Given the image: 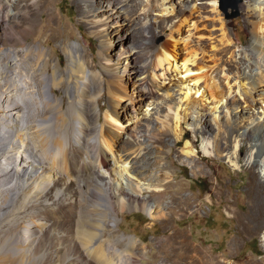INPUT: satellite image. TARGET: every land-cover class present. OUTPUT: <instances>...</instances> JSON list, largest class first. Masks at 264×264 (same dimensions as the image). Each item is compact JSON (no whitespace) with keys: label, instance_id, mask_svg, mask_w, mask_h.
<instances>
[{"label":"bare ground","instance_id":"bare-ground-1","mask_svg":"<svg viewBox=\"0 0 264 264\" xmlns=\"http://www.w3.org/2000/svg\"><path fill=\"white\" fill-rule=\"evenodd\" d=\"M26 1L0 0V72L4 70L0 77V116H3L1 117L3 119L9 117L7 121L3 120L0 123L10 127L8 136L5 133L2 139L0 131V153L4 151H9V154L16 153V157L12 155L13 158H5L9 163H6L9 166L5 170L6 173L3 174L0 169V177L4 180L2 182L0 180V236H10L0 241V262L25 264V257L28 255L31 256L34 264H43L48 256H51L50 259L53 260L58 259L59 256H66L67 246L61 244L58 236H67L70 232H75L76 230L73 229L75 223L80 224V226L76 225L79 227L78 233L85 235V231L89 229V227L86 228L89 225L85 223L95 222L96 227L99 226V232L93 230L96 236L94 233H91L92 236L85 235V245H83L86 258L71 259L67 256L61 263L87 264L88 260H91L96 242L101 239V229L105 227L106 217L111 218L110 212L118 213L119 210L129 209L147 211L151 215L160 213L164 208L157 210L152 205V201L154 200L160 207L168 198L163 195L168 190L172 192L168 203L170 208L178 207L181 211L191 209L195 204V199L180 193L175 188L172 189L175 180L167 183V188L164 190H153L148 198L142 197L143 189L141 190L142 187L140 188L139 184L132 186L133 192L125 189L118 191L113 188L114 178L109 172L111 164L107 151L113 154L116 164L117 161L123 165L132 163L131 169L142 175L143 170L139 169L148 161V156L153 151L150 149L142 152L141 142L139 143L136 138L125 140L121 135L122 128L119 124L121 113L117 109V103L120 102V98L128 97L130 101L134 98L128 92L123 91L121 77L113 67H108V73H106L108 78L104 75L96 76L82 61L79 45L69 46L65 41V46H68L69 50L67 66L63 72H60L57 66L51 71L50 56L40 46L28 47L24 51L7 48L9 44L16 45L19 39L26 41L30 38V30L15 23L19 19L18 13H10L11 7L15 11L22 2ZM80 1L82 16L86 19L93 18L91 20L93 33L102 37L104 48H109V40L105 38L101 25L98 24L102 20L97 14L101 13L106 17L103 25L107 27L110 20L119 23L125 19L120 11L129 4L124 5L122 0ZM205 1L157 0L153 9L157 12L158 18H153L152 21L155 23L165 21V28L169 31L171 38L181 31L187 34L176 39L175 43L167 46L165 44V47L158 50L151 69H148V65L135 66L131 63L124 66L122 74L127 73L128 69L139 74L138 90L140 93L138 92V96L142 102L149 99L146 116L151 114L148 106H153L158 115L160 109L166 111L164 120L158 118L163 122V129L157 133H150L153 143L160 145L159 147L164 140L163 136L169 132L174 134L177 145L182 144V139L188 136L185 129L187 119L199 109L198 104L207 100V96L216 105L215 108L219 104L216 99L222 102V107L226 109L233 105L237 106L238 110L239 107L243 108L245 113L241 109L242 118H239L241 125L234 124L233 126H228V123L221 124L219 115L211 110V116L209 115L212 118L211 121L220 131L212 136L204 117L203 127H194L197 139L188 140L182 153L188 157L194 156V148L199 137L202 139V151L205 154L224 155L236 166L241 162V153L246 152L247 158L245 159L251 171L249 191L255 199L248 212L252 219L257 218L264 224V124L259 122V125H256L258 129L251 127L258 119L262 120L259 116L255 117L257 114L254 113L255 110L262 109L264 115V24L261 25L264 22V1L255 0L254 4H249L252 15L257 14L260 17L256 33L257 43L244 48L240 61L233 51L230 21L220 20L221 37L202 34L203 31L214 33L208 19L204 16ZM210 1L216 3L217 0ZM36 4L46 7L43 0H37ZM105 5L109 8L107 11L97 12ZM147 18L148 12L144 10V13L137 17L136 24L140 25ZM246 24L248 27L251 25L248 20ZM142 39L143 37L141 39L137 37L135 41L140 42ZM46 41H49V38ZM205 41H218V44L210 46L212 51H206L203 46ZM118 44L122 50L131 48L125 41L120 40ZM181 44L183 45L182 58ZM128 53H132L131 59L133 60V51ZM128 53L124 52L122 58L131 56ZM255 54L258 56L256 57ZM227 56L229 58L225 59ZM105 61L110 63L107 58ZM2 65L4 67L1 68ZM256 69L260 73L258 78ZM180 73L188 78L176 84V87H179L178 91L184 96H180L176 102H173L174 99L171 98L169 103H163L165 96L172 97L171 89H167L164 85L165 81L171 80ZM47 74L49 77L46 76ZM4 82L9 85L8 87H14L19 91L21 102L23 101L20 104L16 99L11 98L7 112L2 109L1 105L3 98L1 89L5 85ZM57 90H62L65 95L53 98L50 91L57 93ZM160 90H164L162 96L159 95ZM105 95L111 99L108 106L101 104ZM20 110H23L22 125L30 128L31 124L36 122L34 127L39 131L40 140L25 131L15 135L10 134L15 129L19 130L16 116ZM101 111H105V122L100 115ZM247 117L249 120L244 122ZM102 122L108 127L100 128L99 125ZM241 128L246 130V134L240 131ZM259 128L262 129V132L260 131L262 135L259 134ZM135 131L137 133L146 132L143 127H137ZM119 149L121 153L117 160L115 155L119 153ZM37 153H41L42 159ZM1 156L0 154V162ZM13 160L14 165H12ZM200 160L203 161L204 158L200 157ZM15 166L20 169L17 173H14ZM97 169L102 171V174L97 173ZM123 171L129 172L125 166ZM38 175L40 176L36 179ZM164 175L168 177V174ZM174 177L173 175V179ZM31 179H35L32 184L22 186L23 182L28 183ZM19 180H21L20 185L16 184ZM217 180L219 181V177ZM28 186L30 188L24 191ZM48 188L46 192L44 189ZM95 193H98L99 197H95L96 200L93 201ZM89 205L93 207L95 213H89L93 210H89ZM79 206L81 211L77 220L78 215H75V210ZM174 210L171 209L166 214L161 213L158 217L162 220L165 218L164 220L168 222L166 229L171 217L179 213V210L178 212ZM65 220H68L70 224L66 225ZM27 221L32 225L29 224L26 235H23L21 226L23 227ZM83 238L81 237L82 241ZM115 238V244L126 243V250H131L129 251L131 263L122 262L121 264H147L143 260L151 259L149 254L152 252L149 251V247L140 245L136 237L116 236ZM23 241L27 244L22 245ZM158 241L161 246L154 256L163 257V264H236L228 262V257H224L222 253L208 252L200 245L191 243L184 231L175 230L159 238ZM237 243V240H233L234 245ZM179 250H184V252L179 254L177 252ZM174 258L177 261H174ZM103 264H111V262Z\"/></svg>","mask_w":264,"mask_h":264},{"label":"rangeland","instance_id":"rangeland-1","mask_svg":"<svg viewBox=\"0 0 264 264\" xmlns=\"http://www.w3.org/2000/svg\"><path fill=\"white\" fill-rule=\"evenodd\" d=\"M36 1L37 0H27L26 2H22L20 7L15 11L13 10V7L10 8V13H18L19 19L15 23L30 30V38L26 41L19 39L16 45L9 44L7 48L24 51V49L28 47L40 46L44 48L50 56L51 71L57 66L59 71L63 72L67 66V55L69 50L68 46H65V41H67L69 46L74 44L79 45L82 52V61H84L85 65H87L96 76L104 75L108 78L106 74L108 73V67H113L121 77L120 80L123 82H121V84H123V91L128 92V94L134 98L133 101H130L128 97H124L123 99L120 98V102L117 103V109L121 113L119 120V124L122 128L120 131L121 135L124 136L125 140H134V138H136L139 143L141 142L142 152H147L150 149L153 151L151 155L149 154L148 161L142 164L139 169L140 171L143 170V175L131 169L132 163H129L130 165H123L117 161L116 164L113 154H109V151H107L111 164L109 172L114 178L113 188L115 190L118 189V191L125 189L126 191L133 192L132 186L139 184L140 188L142 187L141 190L143 189L142 197L148 198L153 190H164L167 188V183L175 180L172 189L175 188L180 193L195 199V204L191 209L189 208L188 210L185 209L181 211L178 207L170 208V204L168 203L172 192H170L171 190H168V193L165 192V194H163L168 198L165 199L160 207L154 200L152 201V205L154 208H157V210L160 211L164 208V211L161 210L160 213H154L151 215L147 211L129 209H126V211L119 210L118 213L110 212L112 219L106 217L105 222L107 224L105 223V227L101 229V239H99L95 245L98 247H95V250L90 257L91 260H88L87 264H103L108 261L111 262V264H121L122 262L131 263V250H126V243L121 245L115 244L116 236L136 237L139 240L140 245H147L149 251L152 252L149 254L151 259H144L143 262L147 264H163V257L154 256L161 246L158 239L167 236L175 230L186 232L191 243L198 246L200 245L208 252L213 251L215 253H222L224 257H228V262H234L236 264H264V224L260 222V220L258 221L257 218L252 219L248 212L255 199L252 198L251 192L249 191L251 171L248 167V162L245 159L247 158L246 152L241 153V162L236 166L224 155L205 154L202 151V139L199 137V141L194 148V156L188 157L182 153L188 140L197 139L194 127H203L204 117L205 122H207V125L209 126V133L212 136H215L216 133L220 131L219 129H216L211 121V110H214V112L219 115L221 124L228 123V126H233L234 124L241 125V120L239 118H242L241 109L243 110V108L239 107L238 110L237 106L233 105L229 109H226L222 107V102H219L217 99L216 102L219 104H217L218 107L215 108L216 105L213 104L211 98L207 96V100L198 104L199 107H197L199 109L195 110V113L187 119L185 129L188 136L182 139V144L177 145L175 143L174 134L169 132L163 136L164 140L161 143L163 146L161 145V147H159L160 145L158 146L153 143L150 135L163 129L164 125L162 120H164L166 111L160 109L158 115L157 112L155 113L153 106H148L151 114H147L146 116L149 99H145L144 102L140 101L138 96V92L140 93L138 90L139 74H137V72H131L130 69H128L127 73L122 74L124 66L131 63L135 66L148 65V69H151L155 63L157 51L162 47H165V44L167 46L175 43L176 39H180L181 36L186 35L187 32L181 31L171 38L169 36V31L165 28V21H162L161 23H155L152 21L153 18H158L156 15L157 12L153 9L157 0H122L124 5L126 3L129 4V6H125L120 11L121 16L125 18L122 22L115 23L113 20H110L109 26L106 27L103 25V22L106 21V17L102 16L103 14L101 13L97 14L102 20L98 23L101 25L102 29H100L103 31L102 33L105 35V38L109 40V48H104L102 37L93 33L94 30L91 24L93 18L86 19L82 16L80 0H43L46 3V7H42L40 4L37 5ZM254 2L255 0H217L216 3L206 0L204 2V16L208 19V23L211 25V30H214V33L203 31L202 34L208 36L213 34V37H221L222 32L219 30L221 27L220 20L223 19L225 21H230V29L232 31L233 39L232 46L238 61H240V57H242L241 52L244 48L257 43L256 33L258 24L260 23V17H258L257 14L252 15L251 8H249V4H254ZM94 5L95 4H93V6ZM108 9L109 8L105 5L102 9L97 10V12H105ZM93 10L96 12L94 7ZM144 10H147L148 18L138 25L136 24V19L144 13ZM115 11L117 13V10ZM247 20L250 21L251 24L249 27L246 24ZM262 24H264V22L261 23V25ZM114 26L116 27L114 28ZM137 37L140 39L143 37L142 41L136 42L135 38ZM47 38H49V41H46ZM120 40L129 43V47L131 46V48L122 50L120 44H118ZM204 43V49H206V51H212L211 47L213 44L217 45L218 41H205ZM131 50L134 54L133 60L131 59L132 53H128ZM124 52H127L128 55L131 54V56H128L129 58H122L124 57ZM180 53L182 58V44ZM255 56L257 57L258 54H255ZM105 58L109 59L110 63L105 61ZM228 58V56L225 57V59ZM2 67H4V65H2L1 68ZM255 72L258 78V76H260L259 70L256 69ZM2 73H4L3 69L2 72H0V77L2 76ZM46 76L49 77V74ZM187 79L188 78L182 73L177 74V76H174L171 80L167 79L164 85L165 87L167 86V89H171L170 93L172 94V97L165 96L163 103H169L171 98L174 99L173 102H176L180 96L183 97L184 95L182 92L178 91L179 87H176V84L179 83L180 80L186 81ZM5 83L6 82H4V84ZM246 85L248 87V84ZM8 86L9 85L5 84L1 89L3 95L1 105L5 112L9 111L11 98L16 99L20 104L23 103L20 99L21 93L15 90L14 87ZM163 91L164 90H160L161 93L159 95L162 96ZM50 95H52L53 98H57L62 97L65 94L62 90H57V93L50 91ZM110 102V97L105 95L101 104L108 106ZM216 102L214 101V103ZM18 113L19 114L16 117L18 118L17 122L19 123V130L15 129L11 131L10 134L15 135L16 133L25 131L29 135L40 140L39 131L34 127L36 122L32 123L30 128H25V125H22L23 110H20ZM243 113H245L244 110ZM254 113H257L255 114V117L259 116L262 119H258L257 122L251 126L257 128L256 125H259V122L264 124V115L262 109L255 110ZM100 115L105 122V111H101ZM1 117L3 116H0L1 122H3V120L7 121L9 118L5 117V119H3ZM159 117L162 120H158ZM227 118H229L228 122L226 121ZM248 120L249 118L247 117L244 119V122ZM104 122L99 125L100 128L108 127ZM137 127H143L146 132L143 131L142 133H137V131H135ZM9 129L10 127L7 124L0 123V131L2 132L1 139L5 133V135L8 136ZM240 131L246 134L245 129L241 128ZM260 131L262 132L261 128H259V134H261ZM256 133H258V131ZM23 137L26 138L25 136ZM6 147H8V145ZM120 153L121 150L119 149V153L117 152L115 155L117 160H119ZM0 154L2 155L0 169L3 174H5L6 168L9 167L6 165V163H8L6 160L7 157H12V155L13 157H16V153L9 154V151H4ZM37 154L42 159L41 153ZM200 157L204 158V160H200ZM14 163L13 160L12 165H14ZM211 164H213V166ZM124 166L129 170L128 173L130 174L123 171ZM17 170L20 169L15 166L14 173H17ZM97 173L102 174V171H98L97 169ZM164 174H168V177ZM173 175L175 176L174 179ZM39 176L40 175L35 178L38 179ZM76 176L77 175H75V177ZM217 177H219V181L217 180ZM0 180L2 182V177H0ZM34 180L35 179H31L28 183L23 182L22 186L32 184ZM16 184L20 185L21 180H19V182L17 181ZM29 188L30 186L26 187L24 191ZM44 190L47 192L49 188ZM98 193L93 195V201L96 200L95 197H99ZM88 208L89 210L93 209L90 205ZM77 209L75 210V215H78V220L81 207L79 206ZM171 209H175L174 212H178L179 210V213L175 217H171L169 226L166 229L168 222L164 220L165 218L162 220V218L158 217H160L161 213L166 214L168 211L170 212ZM94 211L95 210L93 209L92 211H89V213H95ZM65 222L66 225L70 224L68 220H65ZM29 224L31 223L27 221V223H24L23 227L21 226V233H23V235H26ZM75 224L77 225L78 223ZM85 224L89 225L86 226V228L89 227V229L85 231V235L92 236L91 233H94V236H96L95 232L98 231L99 226L96 227L95 222L91 224L86 222ZM76 225L73 228L76 230L75 232H70L67 236H58L61 240V244L67 246L65 248L68 250L66 256H59L56 260L50 259L51 256H48L44 259L43 264H61L67 256L71 259L81 257V259L86 258V255H84V239L86 236L83 235V232V234L78 233L79 227L77 226H80V224ZM65 227L69 228V226ZM38 229L39 228H37V230ZM93 230L96 231L94 232ZM8 237L10 236H0V241ZM54 237L56 238V236ZM81 237H84L83 241L81 240ZM233 240H237L238 243L234 245ZM26 244L27 242H22V245ZM177 252L182 254L184 250H179ZM30 257L31 256L26 255L24 261L25 264L27 262L28 264H34ZM174 261H177V259L174 258ZM0 264H5V262H0Z\"/></svg>","mask_w":264,"mask_h":264}]
</instances>
